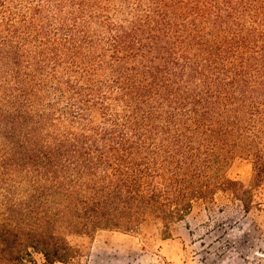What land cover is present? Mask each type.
<instances>
[{"label":"trees","instance_id":"obj_1","mask_svg":"<svg viewBox=\"0 0 264 264\" xmlns=\"http://www.w3.org/2000/svg\"><path fill=\"white\" fill-rule=\"evenodd\" d=\"M3 60L0 264L264 186V0H0Z\"/></svg>","mask_w":264,"mask_h":264},{"label":"rangeland","instance_id":"obj_2","mask_svg":"<svg viewBox=\"0 0 264 264\" xmlns=\"http://www.w3.org/2000/svg\"><path fill=\"white\" fill-rule=\"evenodd\" d=\"M4 61L0 62V93L8 85L5 79H12L7 73L11 64ZM226 170L246 186L252 184L250 158L235 155ZM67 238L76 256L68 263L54 264H264V186L254 188L249 211L242 201L221 192L214 203H195L183 221L171 226L167 238L152 218H146L135 232L98 230L69 233ZM35 257L39 263L44 261L40 253Z\"/></svg>","mask_w":264,"mask_h":264}]
</instances>
